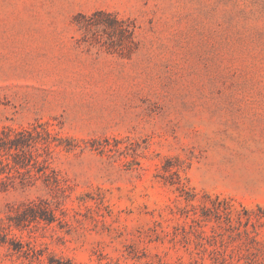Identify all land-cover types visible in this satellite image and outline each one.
<instances>
[{
    "label": "rangeland",
    "instance_id": "rangeland-1",
    "mask_svg": "<svg viewBox=\"0 0 264 264\" xmlns=\"http://www.w3.org/2000/svg\"><path fill=\"white\" fill-rule=\"evenodd\" d=\"M0 264H264V0H0Z\"/></svg>",
    "mask_w": 264,
    "mask_h": 264
},
{
    "label": "trees",
    "instance_id": "trees-1",
    "mask_svg": "<svg viewBox=\"0 0 264 264\" xmlns=\"http://www.w3.org/2000/svg\"><path fill=\"white\" fill-rule=\"evenodd\" d=\"M17 141V144H26V143H23V141H18L17 138H14V139H11V142H16ZM15 144V143H14Z\"/></svg>",
    "mask_w": 264,
    "mask_h": 264
}]
</instances>
